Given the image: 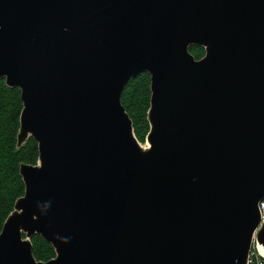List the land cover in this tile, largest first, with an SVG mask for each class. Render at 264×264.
<instances>
[{"label":"water","instance_id":"95a60500","mask_svg":"<svg viewBox=\"0 0 264 264\" xmlns=\"http://www.w3.org/2000/svg\"><path fill=\"white\" fill-rule=\"evenodd\" d=\"M144 72L148 150L122 104ZM1 79L39 159L0 264H248L264 244V0H0Z\"/></svg>","mask_w":264,"mask_h":264},{"label":"trees","instance_id":"16d2710c","mask_svg":"<svg viewBox=\"0 0 264 264\" xmlns=\"http://www.w3.org/2000/svg\"><path fill=\"white\" fill-rule=\"evenodd\" d=\"M190 52L198 60L205 55L200 46H190ZM151 101V76L144 72L132 78L122 93V104L130 115L134 131L140 142L149 132L148 110ZM23 110L21 90L9 87L0 80V233L6 219L14 210L16 201L25 194V183L20 173L21 164L36 165L39 159L38 143L32 137L18 147L20 118ZM33 254L39 261L56 256L53 246L40 235L32 238Z\"/></svg>","mask_w":264,"mask_h":264},{"label":"built area","instance_id":"2783aa9c","mask_svg":"<svg viewBox=\"0 0 264 264\" xmlns=\"http://www.w3.org/2000/svg\"><path fill=\"white\" fill-rule=\"evenodd\" d=\"M261 222L264 221V200L259 204ZM248 264H264V255L258 246V240L254 238L252 249L249 255Z\"/></svg>","mask_w":264,"mask_h":264},{"label":"bare ground","instance_id":"6f19581e","mask_svg":"<svg viewBox=\"0 0 264 264\" xmlns=\"http://www.w3.org/2000/svg\"><path fill=\"white\" fill-rule=\"evenodd\" d=\"M147 143H148V142H147ZM141 146H142V149H143V150H148L149 147H150L149 143H148L146 146H143V145L141 144ZM263 223H264V221L261 222V225H262ZM257 233H258V230H257V231L255 232V234H254L253 241H254V238L257 237ZM257 240H258V239H257ZM252 244H253V243H252ZM258 246H259L260 250L263 252V255H264V244L258 241Z\"/></svg>","mask_w":264,"mask_h":264},{"label":"rangeland","instance_id":"374dc122","mask_svg":"<svg viewBox=\"0 0 264 264\" xmlns=\"http://www.w3.org/2000/svg\"><path fill=\"white\" fill-rule=\"evenodd\" d=\"M205 53H206V51H205ZM205 56V55H204ZM203 56V57H204ZM199 60V59H198ZM150 130V129H149ZM137 137V136H136ZM147 137V136H146ZM139 140V139H138ZM140 141V140H139ZM143 146H146L148 143H147V141H146V138H145V141L144 142H140ZM256 239H257V237H256Z\"/></svg>","mask_w":264,"mask_h":264}]
</instances>
